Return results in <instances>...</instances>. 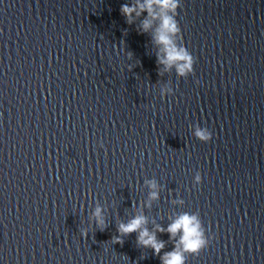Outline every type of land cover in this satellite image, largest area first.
<instances>
[{"label": "water", "instance_id": "obj_1", "mask_svg": "<svg viewBox=\"0 0 264 264\" xmlns=\"http://www.w3.org/2000/svg\"><path fill=\"white\" fill-rule=\"evenodd\" d=\"M129 2L0 0V264H160L136 232L112 243L141 211L150 229L198 212L213 238L186 264H264V0H181L186 76ZM145 180L163 186L149 207Z\"/></svg>", "mask_w": 264, "mask_h": 264}, {"label": "clouds", "instance_id": "obj_2", "mask_svg": "<svg viewBox=\"0 0 264 264\" xmlns=\"http://www.w3.org/2000/svg\"><path fill=\"white\" fill-rule=\"evenodd\" d=\"M180 3L181 0H131L122 4L119 11L129 25L134 24L143 14L137 30L138 33H144L152 28L151 39L158 46L155 52L157 64L162 65L164 71L174 68L178 76H186L193 72L194 57L180 42L181 29L176 19ZM155 21L159 23L153 27ZM128 56L131 57V53H128ZM129 67L131 70V66ZM166 94L172 95V90L161 88L160 97L164 98ZM192 136L202 143H207L212 139V132L207 127L196 124ZM98 147L102 149L103 143H98ZM201 182V173L196 171L192 183L198 187ZM144 183L149 191L142 207H149L151 201L159 198L163 186L158 185L155 180H145ZM172 203L183 204L184 201L173 199ZM103 212L104 209L97 202L90 213L88 226L91 227L94 223L97 228L103 229L106 226ZM147 225L148 220L142 211L132 215L127 222H119L116 225L117 235L112 238V243L122 244V237L136 232V243L143 248H150L153 255L159 256L160 264H186V256L198 255L209 246L213 238L211 234L206 233L196 211L179 212L169 217L167 226L156 224L155 221L151 229ZM158 232L168 234V239L173 243L170 251L162 252L165 241L157 239ZM87 233L88 228L81 229V236H86Z\"/></svg>", "mask_w": 264, "mask_h": 264}]
</instances>
